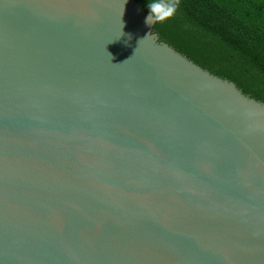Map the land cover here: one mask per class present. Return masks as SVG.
<instances>
[{"label":"water","instance_id":"95a60500","mask_svg":"<svg viewBox=\"0 0 264 264\" xmlns=\"http://www.w3.org/2000/svg\"><path fill=\"white\" fill-rule=\"evenodd\" d=\"M136 0H0V264H264V102Z\"/></svg>","mask_w":264,"mask_h":264},{"label":"trees","instance_id":"16d2710c","mask_svg":"<svg viewBox=\"0 0 264 264\" xmlns=\"http://www.w3.org/2000/svg\"><path fill=\"white\" fill-rule=\"evenodd\" d=\"M148 11V0H136ZM160 39L264 102V0H182Z\"/></svg>","mask_w":264,"mask_h":264},{"label":"clouds","instance_id":"9594fccd","mask_svg":"<svg viewBox=\"0 0 264 264\" xmlns=\"http://www.w3.org/2000/svg\"><path fill=\"white\" fill-rule=\"evenodd\" d=\"M182 7V0H148L147 25H165L174 18Z\"/></svg>","mask_w":264,"mask_h":264}]
</instances>
